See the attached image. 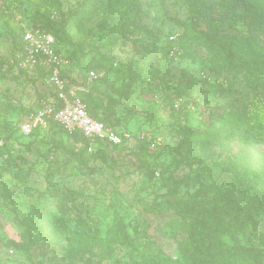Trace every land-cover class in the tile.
I'll return each instance as SVG.
<instances>
[{
	"label": "rangeland",
	"instance_id": "1",
	"mask_svg": "<svg viewBox=\"0 0 264 264\" xmlns=\"http://www.w3.org/2000/svg\"><path fill=\"white\" fill-rule=\"evenodd\" d=\"M61 3L64 12L81 13L71 25H57L59 49L86 55L99 48L116 58L99 86L120 101L118 127L132 140L123 149L91 153L58 127L23 134L21 124L40 108L44 86L15 69V22L0 16V264H141L163 257L185 262L187 226L210 209L231 231L206 224L197 238L202 264H264V207L252 215L254 230L248 216L215 205L217 187L231 184L230 173L217 176V165L230 158L259 166L263 174L255 184L243 172L252 185L237 193L238 201L251 204L264 192V141L240 133L237 124L252 119L248 102L264 82V18L255 17L248 0ZM229 5L238 19L230 33L250 35L258 51L224 69L212 51L196 42L181 46L180 37L183 22L207 29L221 20L228 26ZM18 8L33 15L35 0H18ZM85 66L104 74L102 61ZM189 87L190 94H178ZM223 89L231 94L222 95ZM168 123L176 128L162 133ZM179 126L207 132L211 141L178 150L184 141ZM142 142L148 149L140 150ZM118 224L129 239L112 244Z\"/></svg>",
	"mask_w": 264,
	"mask_h": 264
},
{
	"label": "trees",
	"instance_id": "2",
	"mask_svg": "<svg viewBox=\"0 0 264 264\" xmlns=\"http://www.w3.org/2000/svg\"><path fill=\"white\" fill-rule=\"evenodd\" d=\"M117 0H111V3ZM253 6L255 17L264 18V0H248ZM7 10L1 11L0 16L14 21L15 29L17 31L18 37V46L16 50L15 59L13 65L15 69L23 72L25 75L29 76L35 81L40 82L44 86V92L40 95V107L41 102L45 98H53L54 93L51 90H48L47 85V77L49 75V70L44 68H38L36 75H31L27 73V71L23 69H19L17 66L18 63V55L24 49L23 42V27L22 21H25L28 26L34 28H41L46 32H49L53 35L55 39L54 47L55 50L59 53L65 55L70 63L66 66V68L62 71L63 75L68 79L70 83H84L87 85L88 74L91 70H95L93 67L86 68V64L92 63V61H102L105 63L103 66L105 69L103 73L98 78L94 79L90 85L88 86V92L82 93L81 96L83 100L87 104L88 113L97 119L98 121L103 122L106 126L115 129L118 132L124 131L121 127H118L122 121L118 118L119 108L118 105L120 101L108 93L106 90H103L101 86H99V82H105L107 79V72L110 68L117 65L118 62L116 58L110 57L106 52L101 49H93L89 52V54H78L77 51H72L70 53L62 52L58 47L59 38L61 35L58 33L57 25L63 26L64 28L67 25H71L74 23L77 18H79V12H64L62 9L61 0H35L36 8L34 10V14L30 16H26L24 13L18 8V0H3ZM93 0H82L83 7H89ZM230 6V5H229ZM228 26H221L223 21L215 20L216 23L211 24L207 29H202L197 27L196 23H192L189 25L187 22H183L182 25L184 27V33L180 37L181 46H189L191 42H196L212 51L216 57L221 61V64L224 69L226 68H234L236 57H240L241 59H249L255 56L258 51L256 42L251 38V36H240L239 33H230V30L236 29L238 19L235 16V9L230 6L228 7ZM111 48H109L110 50ZM254 63V62H253ZM86 68V69H85ZM97 72V71H96ZM99 73V72H97ZM220 85H218L219 87ZM264 82L256 86V90L253 94L252 100L248 102V108L250 113L252 114L251 120L246 121H238L237 124L240 126V133L254 134L256 137L261 138V141H264ZM192 92V88H186L184 91H180L178 94H190ZM231 94L229 89H223L222 95ZM167 100L165 103V107L170 103V95H167ZM155 113V114H154ZM156 116L157 113L153 112ZM156 118V117H155ZM157 119V118H156ZM51 127H58L59 130H64L63 126L58 124L57 122L51 120L49 130ZM168 128H176L175 124L168 123L163 126L162 133ZM179 131H184V141L177 145L178 150L183 148L185 144H191L195 146H203L206 145L209 141V137L211 136L207 132L195 130L192 128H182L179 126ZM15 128H13L14 130ZM121 129V130H120ZM45 131L42 128L36 129L30 135L32 136L37 134L38 132ZM47 132V131H46ZM69 136L80 139L85 143V147L88 149V141L80 132H75L73 134H69ZM106 146H113L114 148H126V143L123 145H112L102 139H97L95 143H93V152L97 153L102 150ZM30 148V145H27ZM86 149V150H87ZM148 149V145L146 142H142L140 145V150ZM253 156V154H252ZM250 154H247L246 158H249ZM9 161H12L11 159ZM225 162L217 165L218 171L217 176H222L224 174H231V184L228 189H224L220 186L216 189L215 196V205L218 206L219 202L222 205L229 206L231 209L235 210L237 215L242 214L249 217L251 227H254V230L257 229V222H253L252 224V215L261 211L264 207V201L262 199V195L264 192H261L254 199L251 200V204H241L238 201L237 193L249 191L252 183L250 179H247L243 172L245 170L248 171L249 174L252 175V180L255 184H260L261 180H263V174L260 170L259 166L249 165V164H241L237 159L230 158L228 160H224ZM154 174V171L151 172ZM33 215H37L33 214ZM39 215V214H38ZM36 217V216H35ZM38 223L42 225L45 231H48L53 235L54 240H57L56 233L52 234V228L44 223L42 219H38ZM206 224L214 225L223 229V231H231V228L227 223L221 221L218 216L214 213V210H208L205 213L199 214V217L195 218L193 222L188 224L187 229L189 231L188 238L183 239L181 241L182 249L184 250V254H187L188 261H181L179 259H174L172 257H163V258H146L141 262V264H202L204 262V257L202 252L199 250L202 248L201 240L197 239L201 237L203 231L205 230ZM129 239L126 234L123 225L118 224L115 234H113L112 239L109 240L110 243H125ZM215 264H225L218 263L216 261Z\"/></svg>",
	"mask_w": 264,
	"mask_h": 264
},
{
	"label": "built area",
	"instance_id": "3",
	"mask_svg": "<svg viewBox=\"0 0 264 264\" xmlns=\"http://www.w3.org/2000/svg\"><path fill=\"white\" fill-rule=\"evenodd\" d=\"M7 8L0 0V12ZM24 49L18 55L17 66L31 75H36L38 68L49 70L47 77L48 90L54 93L53 98H45L35 114L29 115L21 124V131L30 135L38 128L48 129L51 120L57 122L66 133L80 132L88 141V150H93V143L102 139L112 145H123L132 140L129 132H118L92 117L81 94L88 92L90 83L101 76L95 70L88 74L87 85L70 83L62 71L70 63L69 59L55 50L53 35L41 28H34L22 21ZM179 34L171 36L175 42ZM142 138L145 136L142 135Z\"/></svg>",
	"mask_w": 264,
	"mask_h": 264
}]
</instances>
